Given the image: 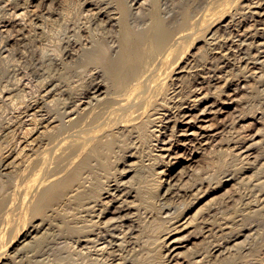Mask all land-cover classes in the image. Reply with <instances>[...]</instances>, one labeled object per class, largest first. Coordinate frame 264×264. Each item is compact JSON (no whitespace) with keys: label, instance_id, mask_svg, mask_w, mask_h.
<instances>
[{"label":"bare ground","instance_id":"6f19581e","mask_svg":"<svg viewBox=\"0 0 264 264\" xmlns=\"http://www.w3.org/2000/svg\"><path fill=\"white\" fill-rule=\"evenodd\" d=\"M39 1L12 4L11 16L0 23L1 36L12 30L0 46V102L12 104L16 114L0 126V186L21 173L15 201L0 203L1 222L9 225L21 196L25 220L48 218L67 202L60 227L70 230L73 264H237V258L240 264H264V247H247L255 233H242L236 215L209 201L196 208L213 184H224L220 172L232 141L223 143L227 128L220 122L240 85L233 87L227 78L218 88L227 74L196 65L199 55L213 60L209 48L194 50L201 34L203 46L216 40L220 26L214 19L226 10L215 11L220 0H199L193 16L179 24L171 2L148 7L141 0H60L71 2L66 10L56 0H41L33 8ZM247 8L254 40L249 43L251 37L241 34L231 45L247 55L254 49L256 62L264 66V5L255 1ZM147 14L151 19L144 18ZM12 42L22 47H9ZM216 43L214 57L230 67L231 48ZM71 64L79 66L72 79L56 80L57 71ZM105 70L114 75L112 86L105 82ZM203 156L212 161L197 170ZM130 176L136 183L128 185ZM256 205L255 212L264 210V196ZM45 218L19 233L11 250L0 252V264L27 258L32 264L59 263L52 258L54 249L18 259L21 248L36 251L48 235L49 226L42 232Z\"/></svg>","mask_w":264,"mask_h":264},{"label":"rangeland","instance_id":"374dc122","mask_svg":"<svg viewBox=\"0 0 264 264\" xmlns=\"http://www.w3.org/2000/svg\"><path fill=\"white\" fill-rule=\"evenodd\" d=\"M56 1L55 2L60 7L66 8V6H67L66 10L67 9L71 10V7H73V6H71L72 5L71 2H69V1H67L68 3L66 1L65 2L63 1L65 4H62L63 2L61 3L62 0L61 1L56 0ZM141 1L145 2L146 5L148 4L147 5L148 7L150 5H152V3L158 2V1L162 2V3L168 2L169 4L171 2L170 5L172 8V11L174 12L173 14H175L174 19L176 18L175 24H179V23H182V22L188 20L190 18V16H193V14H194L193 11H194L195 5L198 3L199 0H173V1L172 0H169V1H167V0H161V1L160 0H153V1L152 0H141ZM206 1H209V0H206ZM247 1H249V0H247ZM255 1H260L264 5V0H262V1L261 0H250L249 2H246V0H232L231 2H229V4L226 2V0H220L219 2H217L215 5V11H217V8H218V11H220L223 7L226 8V10L224 11V14H219V15L217 14L215 19H214L213 24L220 26V28H219V34L217 35L216 40L210 42L213 46L211 44L203 46L205 38L202 37L203 36L202 34H201V38H199V40L196 41V45L198 48L195 49L194 52H196V51L198 52L199 49H203V48L205 50V47H206V48H209V49H206V50H208V53L210 54L209 57L213 58V60L208 61V59H207L206 61H204L202 59V57H200V55H199V58L196 59V65L199 68H201V67H203L202 64H206V66L212 70H218V71L223 70V71H221L222 75L219 72H217V74L220 76L227 74L226 76H223L222 81H220L222 83L219 82L218 84H216V86L218 85L217 86L218 88L224 87L223 86L224 79H227V78L232 79L233 87H236V85H237L236 83L240 84L238 86L239 91H237V93H236L237 98L235 97V101L228 108V110H230V111H228L229 113L227 112L225 115H223V117L221 118L222 121L220 122L221 126L225 124V129L227 128L223 134V137L225 139V141L223 139V143L226 144V142H228L229 140L232 141L231 146L229 147V150H228L229 155L227 157L224 156L225 157L224 159L227 158V160H228L225 164L226 167L224 166L223 170L220 172V173H222L221 177H222V181L224 183L222 186L224 188L222 186L218 187L216 184H213V188L211 190H209L207 198L203 202H201L196 208H199L200 206H202L204 208L205 207L204 203L209 201V205H214V207H217V208L219 207L220 211L225 209V210H223V212L236 215V219L238 220L237 222L239 224V228L244 231V232L242 231V233H246L250 229L252 230V232L255 233L254 234L255 238L254 239L251 238L247 242L248 243L247 247H249L250 245L256 246V247H260V246L264 247V210L259 211V212H255V210L258 209V207H256L258 199H261L264 196V184H259L260 181L264 182V141H263V139H264V116H262V115H264V88H263L264 87L263 86L264 85V66H262V65L260 66V64H258L256 62L257 60H255V58H254V56L256 55V51L254 49L253 50L251 49L250 54L247 55V54H245V52H246L245 49L240 51V49L237 46L235 47V45H234L232 47V45H231V40H234L236 42L237 41L240 42V40H238V39H240L241 37L238 35H241V34H242L243 38L251 37L248 40L249 43L254 40V39H252V36L254 35V32H255V25H254V22H251L253 20L251 19L250 15H249V9L247 8V4L251 3V2H255ZM27 2H28V0H6V2L0 4V23L2 24L3 22L7 21L8 17L11 16V14H10L11 12H8V11H11V9L13 10L14 6L20 5L22 3V5H20V7H23L24 4H26ZM47 2L49 3L50 0H48ZM225 2L227 3V5ZM16 3H18V4H16ZM35 3H33V5H34L33 8H35V5L37 7H38V5H42L41 0L39 2H35ZM12 4L13 5L15 4V5L13 6ZM223 4L226 6H223ZM68 7H70V8H68ZM30 8L32 9V7H30ZM239 8H240V10H239ZM189 13H191V14H189ZM8 14H10V16ZM175 16H177V17H175ZM222 17H224V19H225L224 21L221 20ZM3 18H5V19H3ZM144 18L145 19H151L150 15H148V14ZM177 18H178V21H177ZM237 20H239V21H237ZM248 21H250V22H248ZM237 22H238V24H237ZM226 23H228V25L226 27L222 26ZM244 25H245V27H244ZM223 27L225 29H223ZM11 31L4 33L2 36L0 35V37H1L0 38V46L2 44V41L5 40L4 36H7L8 34H10ZM236 31L238 32V34ZM249 31H250V33L248 34L247 32H249ZM258 36H259V34H258ZM258 39H261V41H263V37H259ZM217 40H219L220 42H224L223 44H225V46H228L232 50V54L229 56L230 57L229 61L232 62V64L230 63V65H229L230 67H223L224 62H227V61H224L222 59L219 60V59L214 57L216 55V51L218 50V48H217L218 45L216 43ZM18 45H19V47H18ZM9 47L15 49L17 47L20 48L22 46L20 44H16V43L12 42V43H10ZM238 49H239V51H238ZM251 57H252V59H251ZM220 62H221V64H220ZM246 62L249 63V66L246 65ZM235 66H237V67H235ZM78 68H79L78 65L71 64L68 67H66L64 70H59V72L57 71L58 77L55 76L56 80L59 79L60 77L63 80L72 79L73 75H75ZM44 71H45V69H44ZM68 71L70 74L68 73ZM245 71L248 75L245 73ZM47 72H49V71L46 70V73ZM54 73H55V71L52 72V75ZM71 74H72V76H71ZM113 76L114 75L110 70L109 71L105 70L103 72V77L105 79V82H107L109 84V86H112V84H113V81H112ZM247 76H248V78H247ZM4 80H7V78L4 77ZM244 82H247L249 85L244 83ZM4 83H6V82H4ZM243 84H244V86H243ZM246 86H247V88H245ZM250 87H251V89H250ZM0 89H1V87H0ZM112 90L113 89H111V91ZM52 98H53V96L50 97L49 100ZM239 98H241L243 100H241ZM260 103H261V105H260ZM2 108H4V109H2ZM44 113H45V111H44ZM260 114H262V115H260ZM15 115L16 114H15L14 108L12 107V104L6 105V104H2L0 102V126H4L5 124L11 123V120H13L12 118H14ZM9 116L11 117V119ZM53 116H55V115L53 114ZM4 118H5V120H4ZM55 123H57V122H55ZM222 123H224V124H222ZM237 135H238L239 139H238ZM235 136L237 138H234ZM35 137H36V135H35ZM35 137L33 136L32 139H35ZM252 137H254V139ZM226 139L228 141H226ZM234 139L236 141H238V143ZM256 141L259 145H257ZM251 144L253 145V147L248 150L247 145H250V147H251ZM260 144H263V145H260ZM224 148H226V146ZM255 148L258 150H256ZM236 150L237 151L239 150V151L237 152ZM255 150H256V152H255ZM232 152L236 155H234ZM257 152H259V153H257ZM245 157H248V158L245 159ZM262 158H263V160H262ZM208 159L209 158H207L206 156L205 157L203 156L201 158V160L197 164L194 165V168L197 167L196 168L197 170H201L203 167H204L203 169L207 168L208 164L211 163L209 161H212L211 159H209V160ZM20 161H21V159H20ZM198 167H200V168H198ZM242 167H244V168L247 167V168L244 169ZM232 174L235 176L234 179L231 180L227 185H225V182L228 179L232 178L231 177ZM19 175L15 176L13 178H12V176H9V177L7 176L8 178H5L4 181L6 184L4 183L0 186V203L2 201L3 202L10 201L11 203L13 201H15L14 199L16 198V196L14 194V190H15L14 185L18 181L17 179L19 178ZM227 175H230V176H227ZM136 179L137 178H133V177L131 178V176H130L128 179L129 180L128 185H132L133 183H136V181H137ZM185 179L186 180H184V181L188 180L187 178H185ZM230 184H232L233 186ZM213 189H215V190H213ZM220 194H222V195H220ZM261 194H262V196H261ZM232 198H233V201H231ZM22 199H23V197L21 196V199H19V201H18V205H20V208H18L11 215V221H10L9 225L7 224V227H6L5 222H1L2 221L1 220V214L2 213L0 212V223H3L2 224L3 226L0 224V229H2L4 227V229L2 231L0 230V232H2V233H0V236L2 237L1 242H0V252L2 250H5L6 248L8 250L9 249L11 250L10 245H12V247H13V242L14 243L18 242V239H19L18 234L19 233L21 235L22 233L31 231L33 229L32 223H34V224L38 223L39 224L41 222V220L45 218V217H41V216H36V217L29 216L27 218V220H25L21 216V213H20L21 204L23 202ZM250 201H251V203H250ZM229 202H231V203H229ZM66 203L67 202H64L61 204V206L59 207L60 210L58 209L59 210L58 212L49 216L48 218L47 217L45 218L44 225L45 226L47 225V226L44 227L42 232H44V230L48 226L50 228H49V231H47L48 235H44L42 240L37 242L38 246L35 249L36 251L28 252L31 248H29V247L21 248L22 245L17 246L14 244V248H17V249L21 248L20 252H19V258L18 259H20L21 256L24 254H25V256L28 255L29 257H31L32 254L36 255V256H40L41 254L46 252L48 255V253H51V251H52L51 249H54L52 258L56 261V263H57V261H59V263H57V264H67L68 262L70 264H73V256L69 255L70 250L67 249L69 247L71 248V240H70L71 233L69 232L70 230L68 227H62V228L60 227L62 225L64 218H65V214H67L69 212L68 210H65V208H67V206H65V208H63V206ZM215 204H217L218 206ZM220 206L221 207L223 206L222 209ZM193 208H194V206L191 207V210H190V211H192L191 212L192 214L196 210V208L194 210H192ZM24 226L26 227V229H24ZM3 231H4V233L5 232L6 233L4 234ZM42 232L40 234H42ZM55 232H56V234H55ZM16 233H17V235H16ZM52 237H53V239H52ZM60 238H61V240H60ZM241 239L243 240L244 237ZM58 248H61V249H58ZM27 252L29 254H27ZM54 253H55V255H54ZM56 253H57V255H56ZM251 257L252 256H249L248 259H251ZM32 258L35 259L34 257H32ZM246 259H247V257H246ZM246 259H244V260H246ZM4 261H5V259H4ZM25 261H27V262H25ZM30 261L31 260H29V258H27V260L19 261L18 264H29ZM240 261H241V259L237 258L235 262H237V264H240ZM222 263L223 264H230L229 262H222ZM30 264H32V263H30Z\"/></svg>","mask_w":264,"mask_h":264}]
</instances>
